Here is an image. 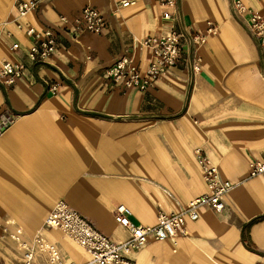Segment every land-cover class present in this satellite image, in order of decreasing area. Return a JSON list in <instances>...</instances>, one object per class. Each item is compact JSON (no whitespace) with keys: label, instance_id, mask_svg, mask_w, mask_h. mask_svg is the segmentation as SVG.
Instances as JSON below:
<instances>
[{"label":"crops","instance_id":"0c3cea01","mask_svg":"<svg viewBox=\"0 0 264 264\" xmlns=\"http://www.w3.org/2000/svg\"><path fill=\"white\" fill-rule=\"evenodd\" d=\"M21 1L0 0V66L5 60L26 66L13 85L0 82V117L12 119L0 135V264L22 263L9 236L17 229L27 242L42 234L65 262H89L61 231L43 228L58 201L116 243L129 238L114 222L117 206L143 226L155 225L159 212H182L205 193L197 148L234 185L223 210L198 209L196 221H185V237H149L132 261L264 264V175L250 177V165L264 162V52L248 17L235 10L239 2L264 17V0H176L170 21L155 0H40L23 22L55 32L56 52L45 63L27 59L31 39L15 23ZM122 1L133 4L123 8ZM85 6L103 14L100 35L72 25ZM207 22L217 34L197 49L191 37ZM171 28L181 39L180 59L154 88L123 90L105 76L125 55L145 69L149 53L133 39Z\"/></svg>","mask_w":264,"mask_h":264},{"label":"built area","instance_id":"2783aa9c","mask_svg":"<svg viewBox=\"0 0 264 264\" xmlns=\"http://www.w3.org/2000/svg\"><path fill=\"white\" fill-rule=\"evenodd\" d=\"M166 8L162 18L173 20L176 10V0H155ZM40 0H25L16 5V27L31 39L27 49V59L30 63H45L56 52L57 36L51 29L38 30L28 27L23 22L29 13L36 10ZM133 2L122 1L121 7L126 8ZM235 10L239 15L248 17L251 34L257 42L259 49L264 52V17L259 13L250 11L241 3H235ZM67 23L66 17L60 18ZM75 29L100 35L105 30L106 20L98 9L92 6L82 8L80 14L72 20ZM217 28L212 22H207L202 32L191 37V43L198 49L206 44L209 37L216 36ZM138 49L149 53V61L145 69H140L131 56L125 55L105 70V76L116 86L123 90L135 89L146 92L154 88L158 79L169 69L175 67L180 59L181 39L179 34L171 28L164 35L147 36L143 39H133ZM18 45L14 44L10 50L15 51ZM199 58H196L198 62ZM25 64L21 61H3L0 66V82L4 86H11L22 75ZM198 71L197 64L193 65ZM56 86L51 87L55 92ZM12 119L5 115L0 117V135L11 125ZM197 164L201 171L205 193L188 202L187 207L178 214L159 212L157 222L153 226H143L131 221V211L123 206H117L113 212L114 222L124 228L129 238L123 242H112L107 236L98 231L89 221L72 210L65 201H58L43 222V228L61 231L75 245L80 247L89 256L87 264H134L132 253L142 248L149 237L155 241H174L178 236L185 237V221H196L198 209L207 207L216 213L224 208L223 197L233 188L229 181L223 180L218 167L212 163L203 150L194 151ZM264 175V162L250 165V177ZM21 229L10 234L17 248L22 253L21 264H39L35 259L36 253L45 258L47 264H76L73 261L65 262L58 249L42 234L37 233L30 242L20 239ZM260 264V263H255Z\"/></svg>","mask_w":264,"mask_h":264},{"label":"rangeland","instance_id":"374dc122","mask_svg":"<svg viewBox=\"0 0 264 264\" xmlns=\"http://www.w3.org/2000/svg\"><path fill=\"white\" fill-rule=\"evenodd\" d=\"M12 257L14 258L15 256L14 255H12ZM15 262H16V260H14ZM40 263L42 264V262L40 261ZM47 264V263H46Z\"/></svg>","mask_w":264,"mask_h":264},{"label":"bare ground","instance_id":"6f19581e","mask_svg":"<svg viewBox=\"0 0 264 264\" xmlns=\"http://www.w3.org/2000/svg\"><path fill=\"white\" fill-rule=\"evenodd\" d=\"M35 235H36V234H35ZM35 235H34V236H35ZM34 236H33V237H34Z\"/></svg>","mask_w":264,"mask_h":264}]
</instances>
